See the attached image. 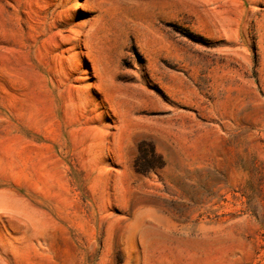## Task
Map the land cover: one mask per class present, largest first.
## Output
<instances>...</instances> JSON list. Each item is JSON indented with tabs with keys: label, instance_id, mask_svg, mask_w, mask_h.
Instances as JSON below:
<instances>
[{
	"label": "rangeland",
	"instance_id": "rangeland-1",
	"mask_svg": "<svg viewBox=\"0 0 264 264\" xmlns=\"http://www.w3.org/2000/svg\"><path fill=\"white\" fill-rule=\"evenodd\" d=\"M0 264H264V0H0Z\"/></svg>",
	"mask_w": 264,
	"mask_h": 264
}]
</instances>
